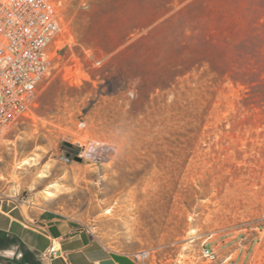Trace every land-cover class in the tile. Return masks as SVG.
I'll list each match as a JSON object with an SVG mask.
<instances>
[{
  "label": "rangeland",
  "instance_id": "rangeland-1",
  "mask_svg": "<svg viewBox=\"0 0 264 264\" xmlns=\"http://www.w3.org/2000/svg\"><path fill=\"white\" fill-rule=\"evenodd\" d=\"M51 1V72L0 137L6 200L148 264H264V0Z\"/></svg>",
  "mask_w": 264,
  "mask_h": 264
},
{
  "label": "built area",
  "instance_id": "built-area-1",
  "mask_svg": "<svg viewBox=\"0 0 264 264\" xmlns=\"http://www.w3.org/2000/svg\"><path fill=\"white\" fill-rule=\"evenodd\" d=\"M60 32L51 0H0V137L33 107L41 82L51 72L52 47ZM5 200L0 192V204ZM134 255L148 264L150 251ZM203 255L217 260L212 248H204Z\"/></svg>",
  "mask_w": 264,
  "mask_h": 264
},
{
  "label": "crops",
  "instance_id": "crops-1",
  "mask_svg": "<svg viewBox=\"0 0 264 264\" xmlns=\"http://www.w3.org/2000/svg\"><path fill=\"white\" fill-rule=\"evenodd\" d=\"M0 264H144L110 248L79 220L48 208L0 204Z\"/></svg>",
  "mask_w": 264,
  "mask_h": 264
},
{
  "label": "bare ground",
  "instance_id": "bare-ground-1",
  "mask_svg": "<svg viewBox=\"0 0 264 264\" xmlns=\"http://www.w3.org/2000/svg\"><path fill=\"white\" fill-rule=\"evenodd\" d=\"M47 193V192H46ZM49 196H53L54 194L52 192H48Z\"/></svg>",
  "mask_w": 264,
  "mask_h": 264
},
{
  "label": "trees",
  "instance_id": "trees-1",
  "mask_svg": "<svg viewBox=\"0 0 264 264\" xmlns=\"http://www.w3.org/2000/svg\"><path fill=\"white\" fill-rule=\"evenodd\" d=\"M69 156H70V154H69Z\"/></svg>",
  "mask_w": 264,
  "mask_h": 264
}]
</instances>
